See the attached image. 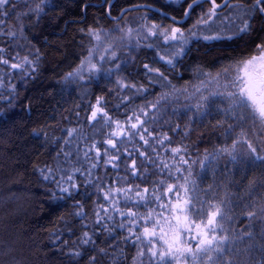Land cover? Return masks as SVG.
I'll return each instance as SVG.
<instances>
[{"label":"trees","instance_id":"trees-1","mask_svg":"<svg viewBox=\"0 0 264 264\" xmlns=\"http://www.w3.org/2000/svg\"><path fill=\"white\" fill-rule=\"evenodd\" d=\"M40 3L0 0V264H173L178 200L204 230L189 261L264 264V122L243 102L190 104L264 46V0ZM150 24L182 33L69 79L92 31Z\"/></svg>","mask_w":264,"mask_h":264},{"label":"rangeland","instance_id":"rangeland-1","mask_svg":"<svg viewBox=\"0 0 264 264\" xmlns=\"http://www.w3.org/2000/svg\"><path fill=\"white\" fill-rule=\"evenodd\" d=\"M50 1L52 0H41L40 4L47 5ZM215 5L217 4L215 3ZM216 7L219 6L217 5ZM204 18V16H201L198 21H202ZM155 33L162 35L166 39H175L182 32L177 27L163 29L151 24L144 25L138 31H131L122 27H114L113 31L103 29L92 31L90 33L92 43L87 50L88 53L69 79L71 81H78L84 79L85 76H90V78L94 77L98 65L101 62H110L114 58V49L119 47L121 43L131 45L138 38L143 36L151 37ZM191 90L193 91L190 94V104L192 107H202L204 102L209 101V99H228L231 102H243L248 104L251 110L264 122V46L253 57L235 64L220 74L206 78L200 84H195ZM99 113H101L100 109L97 105L94 106L92 116L94 117ZM170 217L171 222L182 229L181 231L179 230L180 232L177 231L174 233L172 243L168 244L172 263L198 264V260L191 259L189 261L187 259L188 256H193L198 252V248H195V251L190 249L191 244H189V241L190 238L202 235L204 230H200L199 228L195 230L188 229V217L185 215L184 205L179 200L173 206ZM182 236L187 238L185 242L182 240ZM192 241L195 240L193 239ZM146 261V255L141 252L132 264H148V261Z\"/></svg>","mask_w":264,"mask_h":264}]
</instances>
